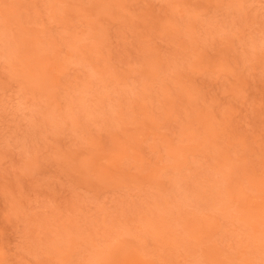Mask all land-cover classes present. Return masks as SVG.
Segmentation results:
<instances>
[{"label": "rangeland", "instance_id": "1", "mask_svg": "<svg viewBox=\"0 0 264 264\" xmlns=\"http://www.w3.org/2000/svg\"><path fill=\"white\" fill-rule=\"evenodd\" d=\"M0 264H264V0H0Z\"/></svg>", "mask_w": 264, "mask_h": 264}]
</instances>
